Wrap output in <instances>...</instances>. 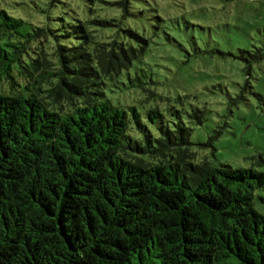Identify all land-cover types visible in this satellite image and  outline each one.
Wrapping results in <instances>:
<instances>
[{
  "label": "trees",
  "instance_id": "1",
  "mask_svg": "<svg viewBox=\"0 0 264 264\" xmlns=\"http://www.w3.org/2000/svg\"><path fill=\"white\" fill-rule=\"evenodd\" d=\"M147 1L0 0V264H264V172L198 159L207 111L154 100Z\"/></svg>",
  "mask_w": 264,
  "mask_h": 264
},
{
  "label": "rangeland",
  "instance_id": "2",
  "mask_svg": "<svg viewBox=\"0 0 264 264\" xmlns=\"http://www.w3.org/2000/svg\"><path fill=\"white\" fill-rule=\"evenodd\" d=\"M18 1L24 4L17 5ZM35 1L46 6L48 0ZM3 4L30 22L45 19L33 0ZM143 4L138 21L130 17L126 24L151 41L150 59L159 70L154 100H166L165 108L196 106L207 111L203 124L193 130L198 159L208 155L214 164L264 172V58L253 62L251 51L264 38V0ZM118 98L123 105L134 101L125 93ZM260 193L264 195V190ZM255 207L264 215V201L256 198Z\"/></svg>",
  "mask_w": 264,
  "mask_h": 264
}]
</instances>
